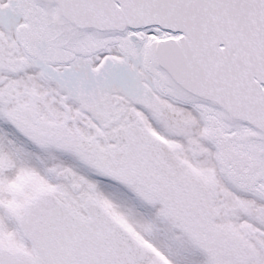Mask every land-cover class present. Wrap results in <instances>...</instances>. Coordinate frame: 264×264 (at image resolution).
Returning <instances> with one entry per match:
<instances>
[{"label":"snow or ice","instance_id":"6c2138e0","mask_svg":"<svg viewBox=\"0 0 264 264\" xmlns=\"http://www.w3.org/2000/svg\"><path fill=\"white\" fill-rule=\"evenodd\" d=\"M0 264H264V0H0Z\"/></svg>","mask_w":264,"mask_h":264}]
</instances>
